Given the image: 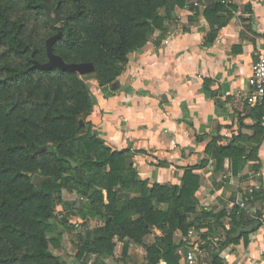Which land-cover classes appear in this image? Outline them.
<instances>
[{
	"label": "crops",
	"instance_id": "obj_1",
	"mask_svg": "<svg viewBox=\"0 0 264 264\" xmlns=\"http://www.w3.org/2000/svg\"><path fill=\"white\" fill-rule=\"evenodd\" d=\"M182 1L179 6L171 0L158 11L164 29L153 30L141 49L128 54L116 81L105 86L89 81L86 131L108 153L122 152L125 170H134L136 182L149 189L181 186L187 170L198 178L188 218L194 222L190 244L176 251L179 264L182 253L200 240L209 264L211 259L264 264V105L247 100L252 67L264 52V0ZM96 178L87 171L89 182ZM116 190L121 201L138 194L136 187ZM102 195L107 205L106 192ZM59 206L73 218H66L69 229L61 225L59 247L53 249L65 262L61 245L73 248L66 233L75 227L92 243L104 226V208L95 205L98 212L92 214L87 197L64 190ZM255 222L252 232L224 245L234 228ZM151 234L154 242L151 229L143 245L152 244L145 242ZM181 239L174 234L176 242ZM112 240L111 255L85 252L80 263L145 264L142 246Z\"/></svg>",
	"mask_w": 264,
	"mask_h": 264
},
{
	"label": "trees",
	"instance_id": "obj_2",
	"mask_svg": "<svg viewBox=\"0 0 264 264\" xmlns=\"http://www.w3.org/2000/svg\"><path fill=\"white\" fill-rule=\"evenodd\" d=\"M170 1L0 0V264H63L50 251L59 247L58 238H49L50 219L62 191L72 185L89 199L92 214L98 212L95 205L104 208V226L93 233L92 243L79 237L78 259L85 252L111 255L117 236L142 246L145 264H179L176 251L190 244L187 233L194 222L188 218L198 178L187 170L181 186L149 189L137 183L136 172L125 170L123 153H108L86 131L92 106L88 84L75 73L49 67L46 59L49 43L51 53L69 64H92L90 78L98 86L111 84L128 54L141 49L153 30L164 29L158 11ZM41 3L63 20L50 25ZM87 171L95 173V183L88 181ZM35 175L50 180L34 185ZM118 186L136 187L138 194L121 201ZM65 219L59 223L69 229ZM151 229L154 242L145 246ZM177 232L182 239L176 242ZM233 234L224 245L239 240ZM211 264L220 263L211 259Z\"/></svg>",
	"mask_w": 264,
	"mask_h": 264
},
{
	"label": "rangeland",
	"instance_id": "obj_3",
	"mask_svg": "<svg viewBox=\"0 0 264 264\" xmlns=\"http://www.w3.org/2000/svg\"><path fill=\"white\" fill-rule=\"evenodd\" d=\"M41 5H44V4H40V8L43 10V12H44V9L41 7ZM45 6V5H44ZM53 11H55L56 12V10H51L50 11V17L51 18H54V14H53ZM45 13V12H44ZM45 15V14H44ZM48 32H47V30L46 29H42L41 30V34H42V36H44L45 34H47ZM53 56H55V55H53ZM47 59V62H48V58H46ZM62 62H63V64L64 65H71V64H69L67 61H63L62 59H60ZM92 74H93V72H90V73H85V74H81V75H78L77 74V76H78V78L81 80V81H84L85 83H87L88 84V87H89V81L90 80H92L90 77L92 76ZM89 90H90V88H89ZM82 116L83 115H81L80 117L82 118ZM81 134H82V132H81ZM77 143L76 142H74V146L76 145ZM74 149H75V147H74ZM98 178H100V177H98ZM74 186L75 185H72V186H70L71 188L70 189H72L71 191H73L74 192ZM74 195V194H73ZM54 214H55V217H53L52 219H50V223H51V226H52V229H51V234H50V237L49 238H51V239H53V240H55L56 238H57V232L60 230V228H61V225H60V223H59V219L61 218V217H63V216H65L67 219H69L70 221H72V219L69 217V215H68V213H66L64 210H62L61 209V207L59 206V205H56V207L54 208ZM69 221V222H70ZM65 222H67V220L65 219ZM70 224H72L73 225V223L71 222ZM74 226V225H73ZM74 228V230H71V232H69V233H66V235H67V238H68V241H69V244L73 247V248H69V246H66V248L63 246V245H61V248H62V251H63V256H65L66 257V261L64 262L63 261V264H82V263H80V259H77L76 258V253L78 252V250H79V246L81 245V241H79V237H83L84 235H79V234H77V232L78 231H80V230H78L77 228H75V227H73ZM85 237V236H84ZM84 237L82 238L83 240H84ZM152 241H153V234H151V236H149L147 239H146V243L147 244H149V243H152ZM200 242H202V240H200L199 242L197 241L195 244L197 245V246H199V243ZM191 249V248H190ZM189 249H187V251H188ZM50 251L54 254V255H56L57 253L56 252H54L55 250H53L51 247H50ZM62 255V254H61ZM57 256V255H56ZM208 257V259H209V256H207ZM138 261H132V262H130V261H128V264H133V263H135V264H139V263H137ZM100 263V262H99ZM98 263V264H99Z\"/></svg>",
	"mask_w": 264,
	"mask_h": 264
},
{
	"label": "built area",
	"instance_id": "obj_4",
	"mask_svg": "<svg viewBox=\"0 0 264 264\" xmlns=\"http://www.w3.org/2000/svg\"><path fill=\"white\" fill-rule=\"evenodd\" d=\"M248 88V102L264 105V52L252 67V73L248 79ZM260 255L264 257V248L261 250ZM181 257L182 264H209L206 250L197 245L183 252Z\"/></svg>",
	"mask_w": 264,
	"mask_h": 264
},
{
	"label": "water",
	"instance_id": "obj_5",
	"mask_svg": "<svg viewBox=\"0 0 264 264\" xmlns=\"http://www.w3.org/2000/svg\"><path fill=\"white\" fill-rule=\"evenodd\" d=\"M41 7L44 9L45 19L50 25L54 26V25L58 24L60 21L63 20V18H61L57 14V12H55V11H53L54 18H51L50 17V10L44 5H41ZM46 53H47V58L49 59L48 60V66L51 67V68H54V69H57V70H60V71L72 72V73H75V74H78V75L94 72L93 65L89 64V63L88 64L64 65L63 62L59 58L53 56V54L50 51L49 43H47ZM80 126H81V123H80ZM43 150H45V148L39 149L36 153H40ZM68 162L70 163L72 168H76L77 167V165L74 164L73 162H71V161H68ZM49 180H50L49 178H42V177H40L38 175H35L32 178V184L37 185V184H40L43 181H49ZM64 222H65V220H64ZM258 225H259L258 222H255L254 224H252V225H250L248 227L238 228L232 238L233 239H237V238L240 237V235L242 233H245V234L246 233H250L256 227H258Z\"/></svg>",
	"mask_w": 264,
	"mask_h": 264
}]
</instances>
